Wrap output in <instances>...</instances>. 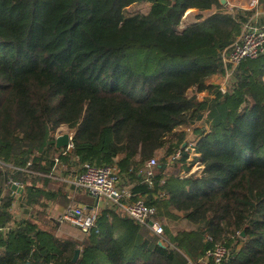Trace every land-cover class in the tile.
<instances>
[{
	"label": "trees",
	"instance_id": "1",
	"mask_svg": "<svg viewBox=\"0 0 264 264\" xmlns=\"http://www.w3.org/2000/svg\"><path fill=\"white\" fill-rule=\"evenodd\" d=\"M142 4L146 14L128 12ZM190 10L196 21L180 29ZM255 12L218 0H0V229L15 223L0 231V264H200L206 236L229 249L223 264H264V56L242 62L226 93L208 83L225 76L221 53ZM205 118L191 156L178 130ZM62 126L74 131L65 157L50 137ZM160 152L149 187L141 171ZM54 157L68 175L117 167L158 221L182 213L196 229H165L162 241L106 209L77 244L14 222L12 183L29 205L55 197ZM196 163L201 173L182 178Z\"/></svg>",
	"mask_w": 264,
	"mask_h": 264
},
{
	"label": "built area",
	"instance_id": "2",
	"mask_svg": "<svg viewBox=\"0 0 264 264\" xmlns=\"http://www.w3.org/2000/svg\"><path fill=\"white\" fill-rule=\"evenodd\" d=\"M229 1V0H228ZM241 33L238 38L222 53V62L225 68L226 84L220 85V90L226 93L233 81V74L237 67L244 61L254 60L264 56V24L259 22L256 15L249 17L241 24ZM228 81V82H227ZM63 135L69 136L68 146L61 149L62 157L69 155L74 149L73 137L74 131L62 126L55 132L50 133L53 140H57ZM187 145H183L185 148ZM194 143H190L186 151L191 156L194 154ZM181 151L168 159V164L172 160L181 158ZM196 157H199L196 154ZM53 173L57 170L66 169L65 163L59 157H54ZM0 164H2L0 162ZM200 165V163H196ZM4 165V164H3ZM157 165L155 158L151 159L144 170L141 171L143 184L149 187L153 186L154 168ZM5 166V165H4ZM201 166V165H200ZM16 171L18 169L9 167ZM190 172L185 176L188 177ZM184 175L182 176V178ZM74 188L83 195L93 198L98 202H104L106 206L113 208L117 212L123 213V216L133 221L136 225L149 230L152 235L165 241V228L163 224L156 219V208L147 204L143 196H135L131 192V187H126L120 181V172L117 167L113 166H93L89 164L82 165L80 173H76L70 180L67 179ZM12 186L22 189V185L14 182ZM16 192V191H15ZM108 208V207H107ZM99 217L98 209L88 212L83 206L70 205L63 214L62 221L70 222L73 226L78 227L84 234H88L96 226ZM11 226L0 229L1 232L7 233ZM207 240L213 243V246L207 250L204 257L199 260L200 264H223L229 256L230 251L223 243H215L211 236H206Z\"/></svg>",
	"mask_w": 264,
	"mask_h": 264
},
{
	"label": "rangeland",
	"instance_id": "3",
	"mask_svg": "<svg viewBox=\"0 0 264 264\" xmlns=\"http://www.w3.org/2000/svg\"><path fill=\"white\" fill-rule=\"evenodd\" d=\"M230 4L226 5V11L228 13H235V10H243V11H252L254 10V0H230ZM149 5L148 4H142L137 6H132L128 9V12L130 14H136V13H142L146 14L148 12ZM256 10V9H255ZM198 12L188 11L185 15V17L182 20L180 29H183L185 26L190 25L192 22L196 21V17L198 16ZM210 13L205 12L203 13V16H208ZM228 82V81H227ZM208 83L213 84L215 86H220L226 84V77L225 76H215L211 78ZM206 95L200 94L199 99H203ZM209 123L207 119L205 118L203 122H198L193 126L179 129V132H186L187 136L185 138V144L194 143L196 140V135L194 133L195 128H208ZM165 156L164 152H160L155 159L157 160V163ZM191 160V159H190ZM191 162V161H190ZM202 166L195 165L191 168L190 174L197 173L198 175L202 171ZM181 176L184 175V177L188 174L186 172H180ZM60 176H64L63 173H57ZM67 178L69 176H64L62 181L58 180H52L51 184L47 187L48 189L52 190L51 192H59L58 198L54 199L53 202H48L49 205H51V210L49 213H47L48 210H46L48 207L45 206V203L47 204V201L45 197L41 198V201L43 200L44 203H40L39 205L34 207H29L26 204V201L24 198H21L20 201L15 200L14 206L12 208V216L14 222H21L30 220V214L37 216V219H32L33 221H36L38 223V226H40L43 230L49 231L53 233L58 239L61 240H73L77 244H81L84 239L86 238L87 234H84L79 229H77L75 226H73L70 222L62 221L63 212L66 210V208L70 205H76L78 203H83L84 199L75 197L74 199L70 200L67 196L64 197V194L62 193L65 190L64 183H66ZM128 187V186H126ZM49 190V191H50ZM42 201V202H43ZM86 201V200H85ZM55 204H59L63 207L62 212L58 213L55 211ZM47 207V208H46ZM22 221V222H23ZM159 221L165 226L164 228L170 227L173 231V233H178L180 231H187L192 230L193 224L188 222L183 218V215L180 213H175V218L173 219H161L159 218ZM13 222V223H14ZM80 250V249H78Z\"/></svg>",
	"mask_w": 264,
	"mask_h": 264
},
{
	"label": "crops",
	"instance_id": "4",
	"mask_svg": "<svg viewBox=\"0 0 264 264\" xmlns=\"http://www.w3.org/2000/svg\"><path fill=\"white\" fill-rule=\"evenodd\" d=\"M230 0L228 1V4H230ZM227 4V5H228ZM253 6H254V8L256 9V12L253 14V15H256L257 16V18L259 19V22H261L262 24H264V6L263 5H260L259 4V0H254V4H253ZM190 11H193V12H197L196 10H190ZM236 11H238V10H235V12ZM243 11V10H242ZM234 14V13H233ZM252 15V16H253ZM182 129H184V128H182ZM68 171H67V167H66V169H63V170H57L56 172H55V175H57V173H63L64 174V176H69V178H67V179H71L75 174H70L69 173V175H68V173H67ZM67 173V174H66ZM64 176H60V175H58V177H57V180L58 181H62V179L64 178ZM64 186L66 187L65 188V190L62 192L63 194H64V197H68L70 200H72V199H74L75 197H79V198H83L84 199V202L83 203H78V205L79 206H83L88 212H91V211H93V209H98V211H99V214H101V212L102 211H104V210H106V209H109V210H113V208H110L109 206H106L105 204H104V202H98L97 200H94L93 198H91V197H88V196H86V195H83L82 193H79L75 188H74V186H72L69 182H66V183H64ZM11 191H12V197H14V200H17V201H20L21 200V198H24V195H25V191H26V187L25 186H22V189H17V190H12V187H11ZM16 191V192H15ZM46 191V190H45ZM47 192V191H46ZM56 194V198H58L57 196L59 195V191L58 192H56L55 193ZM55 197H53V198H51V199H47L46 197H45V199H46V201H47V204L45 203V206H47L46 208V210H48L47 211V213H49L50 212V210H51V205H49V203L48 202H53L54 201V199H56ZM25 199V198H24ZM86 200V201H85ZM25 201H26V204H27V200L25 199ZM43 201V200H42ZM41 201V199L39 200V204L40 203H44V201L42 202ZM38 204V205H39ZM56 206H55V211L56 212H58V213H60V212H62V210H63V207L61 206V205H59V204H55ZM27 206H31V207H34L35 208V206H37V205H29V204H27ZM69 207V206H68ZM67 207V208H68ZM108 207V208H107ZM66 208V209H67ZM66 211V210H65ZM64 211V212H65ZM64 212H63V214H64ZM176 212H174V214H175ZM180 214H182V213H180ZM30 218L31 219H37V216H36V214L35 215H32V214H30ZM167 219V218H166ZM27 220V219H26ZM23 221V220H22ZM36 225H37V227H38V229H40V230H43L40 226H38V223L36 222V221H33ZM12 228H14L15 227V223L14 224H11L10 225ZM164 226V225H163ZM165 227V226H164ZM77 229H79L78 227H76ZM165 229H167L172 235H176V233H173V231H171L172 229L170 228V227H167V228H165ZM196 229V226L195 225H193V227H192V230H195ZM80 230V229H79ZM44 231H46V230H44ZM81 231V230H80ZM187 231H189V230H187ZM191 231V230H190ZM82 232V231H81ZM189 264H191V263H189Z\"/></svg>",
	"mask_w": 264,
	"mask_h": 264
},
{
	"label": "water",
	"instance_id": "5",
	"mask_svg": "<svg viewBox=\"0 0 264 264\" xmlns=\"http://www.w3.org/2000/svg\"><path fill=\"white\" fill-rule=\"evenodd\" d=\"M218 1L222 7H225L228 4V0H218ZM68 143H69V136L63 135L56 140V148L58 150L64 149L68 146ZM12 190H16V186H12ZM240 236L242 238H244V236H245L244 232H242L240 234ZM160 245H161V243H160ZM79 257H80V250L77 249L75 251V255L73 258V263H76L78 261Z\"/></svg>",
	"mask_w": 264,
	"mask_h": 264
}]
</instances>
